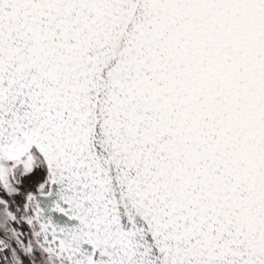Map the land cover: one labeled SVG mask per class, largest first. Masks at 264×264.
I'll list each match as a JSON object with an SVG mask.
<instances>
[{"label": "snow or ice", "instance_id": "6c2138e0", "mask_svg": "<svg viewBox=\"0 0 264 264\" xmlns=\"http://www.w3.org/2000/svg\"><path fill=\"white\" fill-rule=\"evenodd\" d=\"M0 264H264V0H0Z\"/></svg>", "mask_w": 264, "mask_h": 264}]
</instances>
